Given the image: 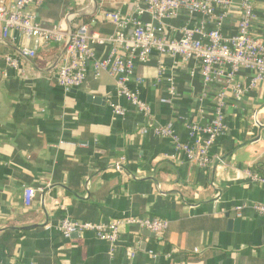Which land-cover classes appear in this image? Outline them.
I'll use <instances>...</instances> for the list:
<instances>
[{"label":"crops","instance_id":"0c3cea01","mask_svg":"<svg viewBox=\"0 0 264 264\" xmlns=\"http://www.w3.org/2000/svg\"><path fill=\"white\" fill-rule=\"evenodd\" d=\"M239 2L232 0L223 35L236 31ZM26 10L41 28L69 34L84 25L103 43L89 44L84 83L65 91L55 81L64 47L50 43L30 58L21 51L34 50L32 39L3 38L0 27V264H264V219L250 208L264 205V185L247 175L264 176V83L238 98L227 91L225 129L204 170L170 138L140 133L170 124L189 142L190 124L211 121L222 81L205 84L196 57L153 52L135 63L126 86L149 105L148 117L116 95L114 75L93 78V61L127 57L116 38L131 37L132 21L151 24L165 40H178L185 28L208 31L213 22L182 10L156 20L145 0H42ZM106 13L126 24L117 27ZM255 16L252 35L264 42V0ZM249 79L241 71L236 82L248 87ZM26 188L34 190L29 207ZM64 218L97 225L159 218L168 227L145 237L138 223L125 221L110 243L90 231L62 237Z\"/></svg>","mask_w":264,"mask_h":264},{"label":"built area","instance_id":"2783aa9c","mask_svg":"<svg viewBox=\"0 0 264 264\" xmlns=\"http://www.w3.org/2000/svg\"><path fill=\"white\" fill-rule=\"evenodd\" d=\"M42 0H16L15 3L6 5L0 1V27L2 37L7 38L12 33L19 34L26 39H32L34 50L23 48L22 53L33 58L36 49L43 48L50 43L58 44L66 48L61 62L57 66L55 81L65 91L80 87L86 79V66L92 53L89 48L91 42L103 43L96 34H89L84 25L78 27L75 32L66 34L57 27L51 29L41 28L34 22V15L26 10L29 5H37ZM258 0H240L239 18L236 22V31L232 35H223L222 27L228 20L232 0H145L148 12L156 20L174 17L181 10L191 14H199L211 21L214 28L208 31L200 29H184L178 40H165L156 36L155 29L149 23L140 24L132 21L133 31L128 39L121 35L116 41L122 44L127 57L114 54L106 59L93 61V78L98 79L102 72H108L115 76V93L123 97L140 113L148 117L150 107L140 100L136 93L130 91L126 83L133 75L135 63H145L153 52L159 54L179 55L184 58L196 57L200 61V75L205 84L221 82L217 93V103L213 111V117L206 125L192 123L187 127L189 142L180 140L174 133L172 125L164 127H143L141 134L151 132L161 138H170L173 141L176 152L185 155L188 162L207 170L212 165L210 157L211 148L224 132L225 97L229 89H232L236 98L240 97L247 89L254 88L257 83H264V42L255 39L252 35V27L256 18V3ZM105 19L111 21L117 27H123L126 21H121L116 13L104 14ZM8 64L15 66V60L6 57ZM241 71L249 73L248 87H243L236 82L237 75ZM139 82V80H137ZM161 103L167 102L165 99ZM116 115L123 113L122 109L110 104ZM121 162H116L115 169L120 168ZM247 175L264 185V176L247 171ZM25 205L29 207L34 197V190H24ZM247 205L241 204L234 207L238 214ZM250 208L264 219V205L252 204ZM138 223L143 229L155 235L162 234L168 227L164 219H118L108 225L92 223H77L68 218L61 220L57 230L64 238L72 234L90 231L110 243H115L118 237V226L122 222ZM132 255V254H131Z\"/></svg>","mask_w":264,"mask_h":264},{"label":"water","instance_id":"95a60500","mask_svg":"<svg viewBox=\"0 0 264 264\" xmlns=\"http://www.w3.org/2000/svg\"><path fill=\"white\" fill-rule=\"evenodd\" d=\"M72 33V31L69 33V34H71ZM65 49L66 48H64V51H65ZM60 59V58H59ZM229 222H230V220H229ZM234 224H237L238 223V219H236V221L235 222H233ZM144 236L145 237H154L155 236V234H153V233H150L148 230H145V232H144Z\"/></svg>","mask_w":264,"mask_h":264}]
</instances>
